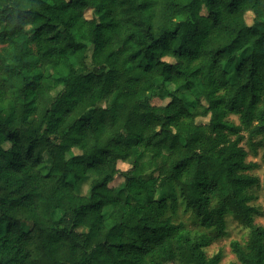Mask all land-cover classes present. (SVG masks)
I'll use <instances>...</instances> for the list:
<instances>
[{
	"label": "trees",
	"instance_id": "1",
	"mask_svg": "<svg viewBox=\"0 0 264 264\" xmlns=\"http://www.w3.org/2000/svg\"><path fill=\"white\" fill-rule=\"evenodd\" d=\"M240 132L264 147V0H0V264H219L228 217L264 264Z\"/></svg>",
	"mask_w": 264,
	"mask_h": 264
},
{
	"label": "rangeland",
	"instance_id": "2",
	"mask_svg": "<svg viewBox=\"0 0 264 264\" xmlns=\"http://www.w3.org/2000/svg\"><path fill=\"white\" fill-rule=\"evenodd\" d=\"M202 14H205V9H203ZM87 18H90L91 13L87 12ZM246 22L248 24L252 23V15L250 13L246 14L245 16ZM247 51L242 53L245 56ZM169 61V59H166ZM232 71V70H231ZM169 100L167 98H155L151 101L152 105L155 106H163ZM228 123L233 124L234 126L239 125L238 118L236 116L230 115L226 119ZM198 122L206 123L207 119H199ZM243 135V140L241 142V146L248 152L247 161L252 162L255 164L254 168L251 169L248 173L252 176H255L258 179V185L253 187L251 190V194L253 195V199L251 201V205L254 206L257 210V214L254 216V223L261 225L264 227V147H259L254 154L252 152V148L248 142V136L245 132H240ZM256 141V139H253ZM8 147L7 144L3 145V148L6 149ZM117 168L120 172H126L130 170V167L127 164L118 162ZM94 179V174L89 172L86 178L75 185V192L79 195H88L89 188L92 180ZM123 178L121 175H118L114 181L110 184V186H116L117 184L121 183ZM161 197V192L157 193V198ZM177 222H182L191 230L200 231L197 223H195L194 216L191 212H186L183 206H180L177 210ZM227 233L226 236L219 242L210 245L209 247L205 248V254L208 257L213 256L217 252H221L222 257L219 264H240L236 261L235 256L232 254L230 250V243L231 241L237 240L243 243L248 235V229L244 228L240 225L237 221L233 218H227Z\"/></svg>",
	"mask_w": 264,
	"mask_h": 264
}]
</instances>
